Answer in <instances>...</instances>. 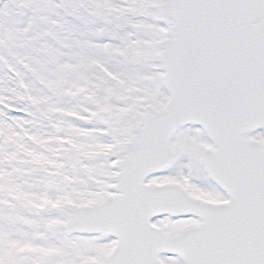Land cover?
Wrapping results in <instances>:
<instances>
[{
  "label": "snow or ice",
  "instance_id": "1",
  "mask_svg": "<svg viewBox=\"0 0 264 264\" xmlns=\"http://www.w3.org/2000/svg\"><path fill=\"white\" fill-rule=\"evenodd\" d=\"M0 264H264V0H0Z\"/></svg>",
  "mask_w": 264,
  "mask_h": 264
}]
</instances>
